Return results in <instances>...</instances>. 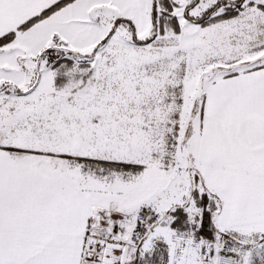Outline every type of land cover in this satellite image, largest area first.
<instances>
[{"label":"snow or ice","instance_id":"snow-or-ice-1","mask_svg":"<svg viewBox=\"0 0 264 264\" xmlns=\"http://www.w3.org/2000/svg\"><path fill=\"white\" fill-rule=\"evenodd\" d=\"M0 264H264V0H0Z\"/></svg>","mask_w":264,"mask_h":264}]
</instances>
